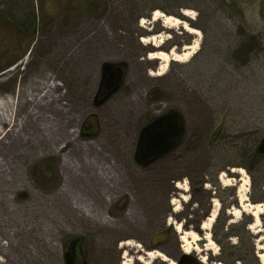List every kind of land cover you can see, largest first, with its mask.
I'll return each mask as SVG.
<instances>
[{"label": "rangeland", "instance_id": "374dc122", "mask_svg": "<svg viewBox=\"0 0 264 264\" xmlns=\"http://www.w3.org/2000/svg\"><path fill=\"white\" fill-rule=\"evenodd\" d=\"M185 8L193 18L182 14ZM154 9L186 21L198 35L152 21ZM158 34L168 37V50L141 41ZM193 40L198 45L187 61L172 60L154 75L160 61L148 52L176 44L179 53ZM105 63L123 64L124 73L96 111L91 99L79 102L78 93L95 90ZM0 70V100L24 118L21 128L4 124L0 136L6 168L0 264H68L74 238L80 239V264H113L116 257L120 264L124 250L132 264H144L148 251L175 264L183 254L194 264H227L222 258L241 264L238 256L254 264L241 249L254 243L264 252L257 248L264 245V215L256 223L245 212L232 214L240 206L236 168L249 179L246 202L264 204V154L251 164L264 139V0H0ZM48 81L58 86L43 89ZM22 94L31 99L23 102ZM168 107H175L182 126L174 161L164 171L158 161L140 168L138 130ZM29 108L37 116L31 120ZM87 115L98 118H90L93 134L82 136ZM213 178L216 185L208 182ZM181 182L186 190L176 186ZM212 200L218 210L209 232L217 252L205 248L200 228ZM245 216L252 222L242 227ZM176 223L199 235L188 252ZM127 240L139 247L127 250ZM150 264L168 263L156 258Z\"/></svg>", "mask_w": 264, "mask_h": 264}, {"label": "bare ground", "instance_id": "6f19581e", "mask_svg": "<svg viewBox=\"0 0 264 264\" xmlns=\"http://www.w3.org/2000/svg\"><path fill=\"white\" fill-rule=\"evenodd\" d=\"M182 14L184 16H187L189 18H193V12L189 9H182L181 10ZM152 21H160L161 25L165 28H173L176 26H181L183 27V29L191 34L194 35H198L199 31L196 28L191 27L190 25H188V23L184 20H181L180 18L173 16V15H168L163 13L161 10L159 9H154V11L152 12ZM144 20H141V26L142 23H144ZM168 37L163 36L162 34H158V35H152V36H143L141 37V41L145 42V43H150L153 47H160L164 44L165 40H167ZM198 45V41L193 40V42H191V44L186 45L182 48L181 52H176L174 48H172L170 51H152L149 52L147 54V57L149 59H155V60H159L160 64L157 68V70L154 72V75L158 76L161 75L165 72V70L167 69V66L169 64L170 61H177V62H184L187 61L195 52L196 48ZM153 72H151L150 74H152ZM52 86H58V83H52L50 81L45 82L43 85V89L49 91ZM44 90V93H45ZM43 92V91H42ZM22 100L23 102L25 101H29L31 98L27 97V94H22ZM35 100H37L36 97H34ZM7 103L5 102V100H0V136L2 137L3 133L5 130H3V125L4 124H8V128L9 126H17V127H23L24 126V118L20 117L18 118L17 112L18 109H11L9 108L7 105ZM19 104V102H18ZM27 114L30 115L29 116V120H31V115L36 116V112L34 109H28ZM27 123V122H26ZM42 133L44 134L46 131V126L42 127ZM10 129V128H9ZM8 129V130H9ZM17 130H19V128H17ZM75 131L74 129L69 130V136L74 135ZM68 136V137H69ZM48 138V136H47ZM46 140V139H45ZM47 141V140H46ZM56 144V142H54ZM3 163H0V177H2V173L4 171H6V168L3 167ZM234 172L239 173L242 178H241V184L238 187V196H239V200H240V206L239 208H234V210L232 211V214L239 217L240 214L242 212H245L247 214H250L253 216L254 221L256 223H258L259 220V215L262 214L264 215V204L263 203H250V202H246L247 200V185L249 182L248 176L245 173V171L242 168H236L234 169ZM225 174L221 173L219 176L220 181H224ZM229 185V184H226ZM177 187L186 190V184L181 182L180 184H176ZM182 199H184V197L181 196ZM213 201V206L214 208L211 210L209 216H207L201 223L200 228L204 231L203 234V238L207 241L206 243V249H212L214 250V252H217V245L215 244V242L213 241V239L210 236V228L211 225L214 221V218L216 216L217 210H218V202L216 200H212ZM175 210L179 209L178 203L175 202ZM250 227V226H249ZM175 230L178 232L179 234V240L181 241V243H183V245L186 246L184 252H188L189 249L191 248V241L192 240H198L199 239V235L196 232L193 231H186L183 230L181 228V223H176L175 224ZM132 245H136L137 247H139L138 244H134L132 241L127 240L124 241L122 243V246H124L127 250L131 248ZM195 249H197L196 247H194ZM193 248V249H194ZM258 249L264 250V245H258L257 246ZM126 251L124 250L123 252V261L120 264H132V259L128 256H126ZM147 255V260L145 261L144 264H150V262L152 261V259H160L162 261L167 262L168 264H175V262L172 259H169L166 255H164L162 252L160 251H148L146 253ZM258 257L260 259V261L262 262V264H264V252H258ZM136 260L138 261H142L141 257H135ZM204 261V260H203ZM217 264H223L222 262L217 263Z\"/></svg>", "mask_w": 264, "mask_h": 264}, {"label": "flooded vegetation", "instance_id": "af4514ba", "mask_svg": "<svg viewBox=\"0 0 264 264\" xmlns=\"http://www.w3.org/2000/svg\"><path fill=\"white\" fill-rule=\"evenodd\" d=\"M174 49L178 50V46L174 44ZM161 49L168 50V45L160 46ZM152 49V48H151ZM251 49V47H250ZM170 50V49H169ZM239 50V49H238ZM244 50V49H243ZM156 51V50H153ZM245 51V50H244ZM149 53V52H148ZM147 53V54H148ZM238 54H235L234 60H237ZM246 61V60H245ZM123 64L112 65L111 63H105L101 66V77L100 81L97 84V87L94 91L89 93L88 91L81 88L78 93L79 102L81 100L85 101L87 99H91V105L96 108V111H99V108H103L105 103L107 104L108 100L111 98L113 93L119 88L122 76L124 73ZM153 68H157V65H153ZM0 72H2L0 70ZM155 87H151L148 91V97L154 94ZM87 115L84 117L81 125H80V134L82 136L92 135L93 133L90 131V127L92 126V121L90 118H93L96 122V117ZM97 116V115H96ZM179 118L175 107H168L163 113L151 118L147 121V123L143 124L138 130V136L136 139V144L134 146V159L136 161V166H140L143 168L144 166L153 163L154 161H158L160 158L159 155L162 154H171L176 147L177 135L181 124L179 123ZM93 120V121H94ZM106 120V117H105ZM110 121V119H109ZM108 121V122H109ZM182 127V126H181ZM162 130L166 131V142L165 145L155 150L153 152H148L146 150L145 144L147 139L154 134L155 132H161ZM261 146V145H259ZM259 148V147H258ZM258 148L256 150L258 154ZM261 149H264V145L261 146ZM125 198L120 197L117 199V203L119 205L125 204ZM67 252H66V261L68 264H80L81 261V252H80V239L74 238L68 244ZM142 252H144L142 250ZM147 252H145L146 254ZM118 263V258L114 259L113 264Z\"/></svg>", "mask_w": 264, "mask_h": 264}, {"label": "trees", "instance_id": "16d2710c", "mask_svg": "<svg viewBox=\"0 0 264 264\" xmlns=\"http://www.w3.org/2000/svg\"><path fill=\"white\" fill-rule=\"evenodd\" d=\"M178 116H179V114H178ZM219 127L215 130V132H214V135H213V137H212V140L215 138V136H217V134H218V132H219ZM182 130V127L180 126V128H179V131H178V134L180 133V131ZM178 136V135H177ZM179 142V141H178ZM176 146H177V142H176ZM257 154V152L255 151V155H254V158H253V160L251 161V164H257L258 163V159H260L262 156H263V154H261V155H258ZM160 159L158 160V162H159V169L161 168L163 171L166 169V168H168L172 163H173V161H174V158H173V156L172 155H169V154H162V155H159L158 156ZM154 163H155V161H154ZM151 164V163H150ZM149 165V164H148ZM218 170H221V169H217V171ZM204 176H206V174H204ZM175 178H177V179H179V178H181V176H177V177H175ZM174 180V179H173ZM206 180L207 179H203L200 183L203 185L205 182H206ZM208 182H210L211 184H214V185H216V180L213 178V179H210V180H208ZM202 185H201V190H202ZM218 220V219H217ZM217 220H216V222H217ZM252 222V219H251V216H245L244 217V221L242 222V224H241V226L242 227H246L248 224H250ZM230 236V234H229V232H228V230H227V232L225 233V237H229ZM217 242H219V240H217ZM220 243V242H219ZM241 244V243H240ZM239 247H240V245H239ZM239 247H237V248H239ZM232 248H235V246H233L232 245ZM222 252H223V250H222ZM243 253V255H246V253H249L250 255H251V257L253 258V261H254V264H260V259H259V257H258V250L256 249V247H255V244L254 243H251L247 248H246V251L244 252V249H241V254ZM240 260V262H241V264H247L246 262H245V257H241V256H238V257H236V260ZM222 260H224V262H226L227 264H229L228 263V261H227V259H225V258H222ZM176 262H177V264H194V263H196V261L194 260V259H192L189 255H187V254H183V255H181L180 256V258L178 259V260H176Z\"/></svg>", "mask_w": 264, "mask_h": 264}, {"label": "water", "instance_id": "95a60500", "mask_svg": "<svg viewBox=\"0 0 264 264\" xmlns=\"http://www.w3.org/2000/svg\"><path fill=\"white\" fill-rule=\"evenodd\" d=\"M165 142H166V131L162 130L161 132H155L154 134H152L147 139L145 147L148 152H153L164 146ZM260 145L261 146L264 145V139L262 140ZM261 146H259L258 148V155L264 154V149H261Z\"/></svg>", "mask_w": 264, "mask_h": 264}]
</instances>
